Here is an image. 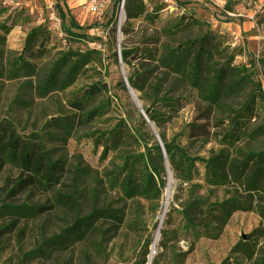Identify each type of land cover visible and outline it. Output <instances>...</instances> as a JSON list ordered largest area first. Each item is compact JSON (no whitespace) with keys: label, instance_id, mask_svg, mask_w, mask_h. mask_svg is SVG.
Wrapping results in <instances>:
<instances>
[{"label":"rangeland","instance_id":"1","mask_svg":"<svg viewBox=\"0 0 264 264\" xmlns=\"http://www.w3.org/2000/svg\"><path fill=\"white\" fill-rule=\"evenodd\" d=\"M135 1L144 4L148 14L127 20L126 0H0L1 6H7L0 16V122L9 121L19 134L28 135L43 129L51 117L83 115L84 112L71 106L73 102L81 101L85 110L109 102L108 107L78 128L64 145L67 168L61 185L47 192L35 191L27 200L51 205L52 209L21 220L17 230L0 236V264H81L82 259L86 264H220L224 261L252 264L264 257V190L249 197L227 170L246 153L263 150L264 135L255 140L242 138L233 147L222 144L221 134L228 122L227 108L210 107L186 81L175 85V75L167 74L159 64L166 48L209 32L217 46L214 62L228 59L231 64H245L264 93V0ZM94 2L102 6L101 13L89 10V4ZM60 11L64 17H60ZM180 17L187 29L176 34L165 29ZM193 20L204 23L196 26ZM41 24L50 29V47H53L41 73L59 51L70 48H78L80 52L99 51L72 85L45 96L22 89L23 79L11 70L12 58L20 51L25 34ZM122 28L127 32L123 33ZM71 33L85 38L74 41ZM132 48L137 50L131 53L129 63L119 59L123 49ZM128 78L139 90L130 86ZM93 84H98L99 90L92 96L84 95ZM166 90L169 96L185 100V104L167 123L158 127L150 122L151 125L158 136L163 134L169 141L188 124H202L209 135L183 138L180 144L192 156L205 161L196 163L197 176L189 182L175 178L165 165L157 202L138 197L125 199L119 191L106 188L103 170L117 159L112 152L101 158L103 141L96 145L94 135L117 130L126 138L125 126L139 127L138 104L159 112L167 110L153 102ZM130 91L136 95V102ZM243 101V97L236 96L224 104L237 108ZM263 121L264 112L257 109L248 126ZM144 129L156 139L149 124ZM126 148L134 149L136 145ZM18 174L17 169L6 166L0 173V190L7 177ZM169 179L171 187L164 209ZM232 198L246 202L250 209H229L227 202ZM193 200H200L195 231L185 226L178 213ZM92 207L122 210V224L113 233L107 230L108 222H104L99 233L87 242L53 254L49 260L24 259L28 251L38 246L41 237L58 233L70 223L75 212L84 215ZM3 219L0 218V225ZM19 229L22 231L18 232ZM161 230H169L167 239L161 237Z\"/></svg>","mask_w":264,"mask_h":264},{"label":"trees","instance_id":"2","mask_svg":"<svg viewBox=\"0 0 264 264\" xmlns=\"http://www.w3.org/2000/svg\"><path fill=\"white\" fill-rule=\"evenodd\" d=\"M124 8L127 20L148 14V8L135 0H126ZM6 11L7 6L0 5V16ZM60 17H64L61 11ZM182 18L165 29L174 34L187 29ZM193 22L196 26L204 23L198 20ZM122 31L127 32L125 28H122ZM70 37L78 42L85 38L84 35L74 33H71ZM50 40L51 32L48 26L41 24L31 28L25 34L20 51L11 61L13 74L23 79L22 89L34 91L39 96L62 91L72 85L83 67L99 53L96 49L80 52L78 48L59 51L56 58L41 73L42 64L53 49L50 47ZM136 50L137 48L123 49L122 61L129 63L131 53ZM215 52V37L206 32L199 38L185 40L175 47L166 48L159 58V64L167 70V74L175 75V85L179 81H186L210 107L227 108V129L221 134L220 141L228 147H233L242 138L255 140L264 135V121L259 125L248 126L257 109L264 112V93L256 85L251 71L245 64H231L228 59L220 63L214 62ZM33 78L36 79L35 82ZM128 82L132 88L139 90L131 78H128ZM98 90V84H93L87 88L84 95L92 96ZM168 93L169 90L164 91L160 98L153 101L157 102L162 110H167L159 112L150 106H142L149 121L158 127L167 123L185 104L182 98L169 96ZM236 96L244 98L239 107L232 108L224 104ZM108 105L109 102L105 101L85 110L81 101L73 102L71 106L78 112H84L83 115L62 114L51 117L43 129L28 135L19 134L9 121L0 122V173L6 166L19 172L16 177H7L0 190V218L4 217L0 225V236L17 230L21 220L35 218L52 209L51 205L28 203L27 200L35 191L47 192L61 185L67 168L64 145L78 128L97 117ZM138 123L137 128L130 129L125 126L126 138L117 130L102 131L94 135L96 145L103 141L101 158L105 159L107 153L112 152L117 159V162L113 161L104 168L102 177L108 190L119 191L125 199L138 197L157 202L163 184L165 160L158 141L144 129L146 122L140 113ZM198 135H209V131L200 123L188 124L169 141L165 140L163 134L159 135L169 168L174 177L181 181L189 182L194 179L198 173L196 163L205 161L198 156H192L186 147L180 144L183 138L189 140ZM132 144H135L136 148H126ZM227 170L249 197H252L253 192L263 191L264 149L246 153L241 161L230 165ZM227 203V207L232 210L250 209L246 202L238 199L232 198ZM199 204L200 200H193L178 212L185 226L194 231ZM123 217L122 210L105 207H92L84 215L75 212L67 226L49 237H41L38 246L28 251L24 259L29 262L38 258L49 260L53 254L87 242L99 233V226L104 222H108L110 226L107 230L114 233L122 224ZM168 234L169 230H161L163 239H167ZM81 264H86V260L82 259ZM252 264H264V257Z\"/></svg>","mask_w":264,"mask_h":264},{"label":"water","instance_id":"3","mask_svg":"<svg viewBox=\"0 0 264 264\" xmlns=\"http://www.w3.org/2000/svg\"><path fill=\"white\" fill-rule=\"evenodd\" d=\"M120 58H121V56H119V59H120ZM125 84H126V87L130 90L131 88H130V86H129V84H128V82H127L126 80H125ZM131 93H132V91H130V94H131ZM137 104H138V103H137ZM138 109H139V111H140V113H141V116H142L143 119L145 120V122L151 126V128H152V130H153V132H154V134H155V137H156V139H157V141H158V143H159V146H160V148H161V153H162V156H163V158H164V160H165V165H166L167 168L169 169V165H168V162H167V159H166V155H165V151H164V148H163V144H162V142H161V140H160L158 134L155 132L153 126L151 125V123H150V121H149V119H148V117H147V112H146V110H143L139 104H138ZM168 187H169V186H168Z\"/></svg>","mask_w":264,"mask_h":264},{"label":"bare ground","instance_id":"4","mask_svg":"<svg viewBox=\"0 0 264 264\" xmlns=\"http://www.w3.org/2000/svg\"><path fill=\"white\" fill-rule=\"evenodd\" d=\"M131 96H132L133 100H135V102H136L137 99H136V95L134 94V92L131 93ZM168 186L171 187L170 179L168 180V183H167V188H166V198H165V202H164V209L166 208V206H167V201H168V195H169V189H168ZM156 242H157V238L154 240V242H153L152 245H151V252L154 250V248H155V246H156Z\"/></svg>","mask_w":264,"mask_h":264},{"label":"built area","instance_id":"5","mask_svg":"<svg viewBox=\"0 0 264 264\" xmlns=\"http://www.w3.org/2000/svg\"><path fill=\"white\" fill-rule=\"evenodd\" d=\"M101 7L98 3L94 2V3H90L89 4V10L93 13L98 12L101 13ZM50 10H53L52 5H50ZM100 46V45H99ZM96 47V46H93Z\"/></svg>","mask_w":264,"mask_h":264}]
</instances>
